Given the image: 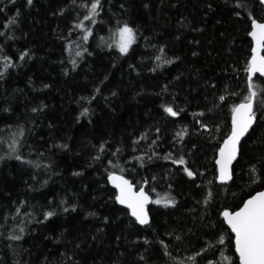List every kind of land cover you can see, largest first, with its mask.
<instances>
[{
    "label": "trees",
    "instance_id": "1",
    "mask_svg": "<svg viewBox=\"0 0 264 264\" xmlns=\"http://www.w3.org/2000/svg\"><path fill=\"white\" fill-rule=\"evenodd\" d=\"M81 2L91 0H0V70L3 56L12 60L0 78V264H229L221 252L239 264L220 212L264 188V122L242 141L226 184L216 180L215 157L230 131L231 106L247 93V14L262 18L264 8L258 0H101L96 24L84 21L92 29L84 41L74 23L87 14ZM125 22L137 31L126 55L114 35ZM253 81L264 87V78ZM254 110L264 121V106ZM169 154L183 155L195 178L164 159ZM109 160L134 184L147 179L153 200L168 193L176 205L150 203L149 223L138 225L112 198ZM251 165L261 178L255 183ZM49 210L56 215L45 220Z\"/></svg>",
    "mask_w": 264,
    "mask_h": 264
},
{
    "label": "snow or ice",
    "instance_id": "2",
    "mask_svg": "<svg viewBox=\"0 0 264 264\" xmlns=\"http://www.w3.org/2000/svg\"><path fill=\"white\" fill-rule=\"evenodd\" d=\"M9 3H15V0H9ZM33 0H27V4L31 5ZM73 5L76 4V0H71ZM259 4L264 6V0H259ZM243 6V5H241ZM81 8H88L87 14L83 16L82 19L74 22L75 27L83 30V40L87 41L89 35L92 32L90 27H87L84 21H89L90 24H96V17L98 15V10L101 8V0H91L90 5L84 2H81L79 5ZM123 7V6H122ZM211 8V4L208 5ZM3 11V9H0ZM17 15L19 13L17 12ZM236 15L239 16L240 12H236ZM247 18L250 21V31L247 32V35L252 38L251 44V52L250 57L246 61V68L244 71L247 73V93L243 96L239 103H235L231 106V129L226 138L223 139L222 144L218 147V158L216 159V165H218L219 176L218 179L220 181H225L231 178V170L230 165L233 160L236 159L238 153V146L241 142V138L245 137L246 134L249 133L250 129H253L254 124L258 122L257 112L254 110V104L259 106H264V99H259L258 97H264V87L254 83L253 77L259 73L261 77H264V17L257 18L253 15L251 11L248 12ZM15 17L11 18L9 23H15ZM7 27V25H5ZM3 35V33H0ZM114 35L118 37L115 40V46L119 49L121 54H128L130 47L135 43L137 37V31L129 26L127 22H125L122 26L117 27L115 29ZM71 43V42H70ZM79 47V46H77ZM83 51H86L84 49ZM161 52L164 51L163 48L160 49ZM82 51H77L76 56H82ZM196 53H193L195 55ZM28 50L25 49L20 53L19 59L23 60L26 56H28ZM4 61L3 70H7L10 66H12V60L9 56L2 57ZM155 59L157 61H161L160 56H156ZM172 60H163V64H170ZM73 67L76 65V61H72ZM131 67V66H130ZM160 67V64L157 65ZM0 70V78H3L4 71ZM150 71H155V68L150 69ZM44 87H48V85H44ZM99 92L100 89L97 88L95 90ZM115 95V93H113ZM232 95H235L233 93ZM94 98V97H93ZM220 101L225 100L224 95L219 96ZM5 111H9V109H4ZM38 109L33 108L32 111L36 112ZM164 111L170 114L173 117L179 115V112L175 111L171 105H165ZM211 111V109L209 110ZM89 109L84 108L81 112V115H88ZM199 115H203L200 113ZM199 123V121H198ZM201 128L208 130V125L200 123ZM159 129H157V132ZM187 133V129H183L180 132L176 133L178 138H183V136ZM22 135V130L20 131ZM17 143L15 139H13L12 144L9 145L13 151H15L14 145ZM155 143V142H153ZM62 147L67 148V145H62ZM104 144L100 145V152L104 151ZM119 149L116 150V153L113 155H117L119 153ZM17 160H22L23 158L19 155L15 157ZM4 157L0 156V160H3ZM95 160L101 159V156L98 154L94 157ZM134 159L140 161L141 166H143V156L134 157ZM150 160L151 157L149 156ZM164 159H172V162L177 165H184L183 171L190 178H195L197 175L196 172L191 170L187 166V161L183 155L178 158L173 159L172 156L165 155ZM31 163V161H29ZM108 164L111 166L113 170L107 171V179L108 181L114 185L116 189L114 197H112L116 202L121 205H125L127 209L130 210L131 217L135 218V221L140 225H146L149 223V212L147 209V205L149 202L163 205L164 207L175 206L176 200L170 194L165 193L164 196H157L156 199H152L147 191H145L144 185L148 183V180L145 179L143 183L134 184L132 180L126 178L122 173L124 171L123 168H120V174L115 170L120 166L118 164H114L112 160L108 161ZM250 172L253 174V182L255 183L257 180H260V176L257 174L258 169L255 165L250 166ZM75 175H79L80 173H74ZM155 179V177H153ZM44 183H47L46 181ZM138 187V190H134ZM171 187V185L169 186ZM155 192V189H152ZM211 197V193L204 199V204L207 205L209 203ZM21 203H25L22 201ZM66 203L65 201H61V204ZM72 210H76V205L71 206ZM69 209L64 208L63 211L67 212ZM16 212H20V208L16 209ZM44 219L47 220L50 217L56 215L55 210H49L43 213ZM88 215L95 216V212H89ZM220 216L223 217V222L227 224L230 229V234L234 236V247L235 253L237 254L239 264H264V190L256 191L254 194L250 195L246 200L243 201L242 206H239L235 210H232L228 207H225L221 212ZM105 220L108 218L105 217ZM23 232V228L20 229ZM171 235V233H169ZM22 237L19 235H14L11 237L13 240H19ZM119 239V237L117 238ZM176 240H181L182 237L177 235L175 236ZM225 237L223 235L219 238V243L223 244ZM147 239L145 238V243H147ZM159 243L164 247L167 255H171L170 252H167L168 245L164 240H160ZM211 245L208 244L204 248H201L200 252L195 253L194 256L189 257V259H194L195 256H199L202 253L208 251V248ZM78 247V246H77ZM221 256L224 260H228L229 264H234L229 257L223 255L221 252ZM140 259H144L143 256ZM177 264H184L183 261H178ZM208 264H214L213 261L209 260Z\"/></svg>",
    "mask_w": 264,
    "mask_h": 264
},
{
    "label": "water",
    "instance_id": "3",
    "mask_svg": "<svg viewBox=\"0 0 264 264\" xmlns=\"http://www.w3.org/2000/svg\"><path fill=\"white\" fill-rule=\"evenodd\" d=\"M259 1V0H258ZM263 8H264V6H262ZM249 37V39H250V41H251V44H252V38L250 37V36H248ZM250 52H251V50H250ZM262 54H264V53H262ZM256 77H259V78H264V77H261L260 76V74L259 73H257L254 77H253V79L254 78H256ZM230 129H231V120H230ZM230 132V131H229ZM246 136H247V134H246ZM245 136V137H246ZM245 137H242L241 138V142H240V144H239V146H238V149H240V146H241V143H242V141L245 139ZM223 142V141H222ZM222 142H221V144H222ZM238 154H239V150H238V153H237V157H236V159L235 160H233L232 161V163H231V165L229 166L230 167V170H231V178H232V167H233V165H234V163H235V161L237 160V158H238ZM218 158V150H217V152H216V157H215V166H216V180H217V182L218 183H221V184H226V183H228L230 180H231V178L230 179H228V180H225V181H220L219 179H218V176H219V170H218V165H216V159ZM107 182H108V185L116 192V189L114 188V185H112L109 181H108V179H107ZM134 190H138V189H134ZM262 190H264V188L262 189ZM259 191H261V190H259ZM247 199V198H246ZM245 199V200H246ZM150 203L151 202H149V204L147 205V209L149 208V205H150ZM117 204L120 206V207H122V208H124V209H126L128 212H129V214H130V210L129 209H127V207L125 206V205H121V204H119L118 202H117ZM242 206V205H241ZM149 212V211H148ZM131 216V215H130ZM133 220H135V218L134 217H131ZM221 218H222V220H223V217L221 216ZM149 220H150V217H149ZM136 222V221H135ZM138 225H140L138 222H136ZM147 225V224H146ZM224 225L226 226V228L230 231V229H229V227L227 226V224L226 223H224ZM140 226H145V225H140ZM232 235V234H231ZM233 236V235H232ZM233 248H234V252H235V247H234V236H233ZM236 254V253H235ZM236 256H237V254H236Z\"/></svg>",
    "mask_w": 264,
    "mask_h": 264
},
{
    "label": "rangeland",
    "instance_id": "4",
    "mask_svg": "<svg viewBox=\"0 0 264 264\" xmlns=\"http://www.w3.org/2000/svg\"><path fill=\"white\" fill-rule=\"evenodd\" d=\"M118 38V37H117Z\"/></svg>",
    "mask_w": 264,
    "mask_h": 264
}]
</instances>
